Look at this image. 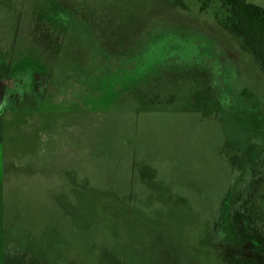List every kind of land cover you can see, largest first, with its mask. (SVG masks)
Masks as SVG:
<instances>
[{
  "label": "rangeland",
  "instance_id": "obj_1",
  "mask_svg": "<svg viewBox=\"0 0 264 264\" xmlns=\"http://www.w3.org/2000/svg\"><path fill=\"white\" fill-rule=\"evenodd\" d=\"M180 1L0 0V264H264V75Z\"/></svg>",
  "mask_w": 264,
  "mask_h": 264
},
{
  "label": "trees",
  "instance_id": "obj_2",
  "mask_svg": "<svg viewBox=\"0 0 264 264\" xmlns=\"http://www.w3.org/2000/svg\"><path fill=\"white\" fill-rule=\"evenodd\" d=\"M181 3L180 0H174ZM209 0H201V9ZM220 10L215 11L217 23L238 39L241 49L252 56L256 68L264 75V8L244 0H218ZM228 264H259L251 257L238 256Z\"/></svg>",
  "mask_w": 264,
  "mask_h": 264
}]
</instances>
